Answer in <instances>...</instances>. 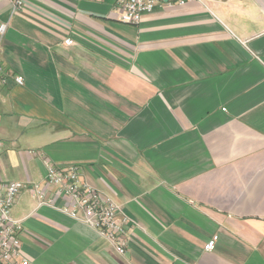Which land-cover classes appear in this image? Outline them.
Listing matches in <instances>:
<instances>
[{
  "label": "crops",
  "instance_id": "crops-1",
  "mask_svg": "<svg viewBox=\"0 0 264 264\" xmlns=\"http://www.w3.org/2000/svg\"><path fill=\"white\" fill-rule=\"evenodd\" d=\"M23 3L0 0V179L28 185L12 213L31 264H264V0L138 24L115 0ZM48 164L119 206L123 254L52 188L36 204Z\"/></svg>",
  "mask_w": 264,
  "mask_h": 264
},
{
  "label": "built area",
  "instance_id": "built-area-1",
  "mask_svg": "<svg viewBox=\"0 0 264 264\" xmlns=\"http://www.w3.org/2000/svg\"><path fill=\"white\" fill-rule=\"evenodd\" d=\"M207 1L216 0H115L121 10L118 18L129 24H138L145 14L152 13L158 7L184 6L189 2L205 5ZM10 2L13 13L24 4V0ZM6 27L7 23H0V46ZM63 43L71 45L73 41L65 38ZM14 80L18 85L23 84V77L20 75H15ZM27 186L22 181L0 179V264H31L21 250L20 233L24 228L23 220L12 213L17 196ZM48 188H52L55 195L65 201V204L57 208L59 211L97 231L116 253L125 252L129 218L121 212L111 197L82 181L75 166L62 169L49 164L46 166L44 179L30 185L31 195L38 206H54L55 196L47 195ZM214 242L215 239L211 238L205 244V250L213 249Z\"/></svg>",
  "mask_w": 264,
  "mask_h": 264
}]
</instances>
